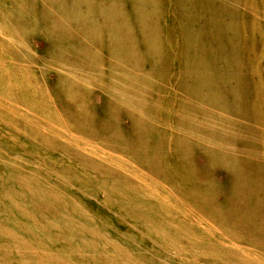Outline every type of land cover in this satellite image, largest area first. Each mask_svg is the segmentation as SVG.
I'll use <instances>...</instances> for the list:
<instances>
[{"label": "rangeland", "instance_id": "374dc122", "mask_svg": "<svg viewBox=\"0 0 264 264\" xmlns=\"http://www.w3.org/2000/svg\"><path fill=\"white\" fill-rule=\"evenodd\" d=\"M218 1L227 4L224 22L230 27L223 36L217 34V41L223 37L227 40L223 50L226 61L230 54L233 72L240 79L248 77L241 86V101L248 113L255 112L260 130L246 131L245 126L250 128L251 123L228 130L217 122V130H222L217 139L200 133V140L234 151L225 161H235L238 169L247 172L241 173L245 177L226 173L218 162L194 173L196 181L184 173L188 167L192 171L198 159L185 156V151L194 154L192 148L183 150L189 138L178 140L181 147H172L165 135L171 126L179 127L168 121L171 113L178 114V108L184 117L195 99L207 104L202 96L217 94L218 105L225 98L218 85L217 90L210 86L219 78V68L215 76L208 75L210 80L200 75L183 82L180 75L187 64L194 63L182 58L181 33L185 39L194 40L195 33L202 30L200 16L193 21L194 30L184 18L180 27L184 29L177 30L171 20L179 14L174 2L169 9L171 2L161 0L166 8L157 14L159 30L147 21L149 13L143 17L149 28V48L139 39L133 44L132 40L119 42L117 51L130 52L126 60L137 65L133 67L136 69L124 66L122 75L120 66H109L112 53L104 46L106 34L104 41L93 42L95 61H86L74 51L67 55L63 52L60 60L57 51L63 21L55 14L62 28H54L41 12L42 5L56 10V0H0V32L5 38L0 39V73L13 74L9 79L19 88L17 98L12 99L10 83L0 80L7 92H0V264H264V234L257 235L259 231L251 227L244 232L251 233L250 240H235V236H229L235 235L233 218L230 216L231 222L220 220L218 214V209L227 208L228 217L235 210L236 200L230 196L238 193L235 177L245 184L257 179L264 183V149L251 144L257 140L264 147V0ZM78 6L83 7L64 5V12L72 13L60 15L73 28L63 40L69 49L72 42L89 41L88 34L97 24L100 31L104 29L100 17L87 16L86 9L82 10L89 29L73 25L78 24L73 19ZM115 7L126 19L120 31L132 32L133 2L119 0ZM31 9L36 19L28 23V18L34 17L28 13ZM18 17L23 19L19 21ZM7 37L16 52L7 48ZM156 44L160 46L159 57ZM5 49L19 56L12 58ZM23 56L30 62L25 63ZM36 59L40 60L37 64ZM209 65L199 62L194 64V71ZM73 69L76 72L70 74L71 78L80 88L76 94L59 90L60 83L65 84L61 80H70L64 75L69 76ZM114 77L123 81L118 89L113 86L117 84ZM29 83L52 88L58 96L33 92ZM222 107L217 106V118L218 111L226 113ZM205 118L208 125H214L211 116ZM138 121L145 127L137 129ZM140 131H144L143 140L134 137ZM80 155L85 158L80 159ZM194 182L197 186H192ZM39 189L44 197L38 195ZM258 193L259 198L264 197L260 191L253 195ZM244 206L254 211L253 200ZM261 219L264 221V217Z\"/></svg>", "mask_w": 264, "mask_h": 264}, {"label": "bare ground", "instance_id": "6f19581e", "mask_svg": "<svg viewBox=\"0 0 264 264\" xmlns=\"http://www.w3.org/2000/svg\"><path fill=\"white\" fill-rule=\"evenodd\" d=\"M130 1L133 2L134 6H135V11H134V13H135L134 14L135 15V26H134L132 32H131V30L127 31L129 33L120 31V30H122V29H120V27L125 23L126 19L120 14V11L118 9H116V7H115L116 4L119 3V0H64V4H61V0H56V7H55L56 10L49 8L48 5H46V6L42 5L43 8H47V9L45 11H43V8H42L41 12L44 14V16H46V17L48 16V19H49V21H51L50 23H52L54 28L55 27L56 28H58V27L62 28L60 25V22H59V18L61 21H63L62 24H63L64 29H63L62 33L60 34V36H63V37H60V42L58 43V46H59L58 49L59 50L57 51V55L60 57V60L63 59V52L67 55L69 52L74 51V52H78V53L82 54L84 56L83 59H85L86 61H91V60L95 61L96 56L93 53V51H91L93 48V42L95 39H98L101 42L104 41V34H106L107 42L104 46L108 49V51H110L112 53V58L110 59V57H108L110 59L109 62H111V65H109V66L112 69H117L118 66H120L121 70H122V75L125 74L124 66L130 67V69H136L137 68L136 64L129 63L126 60L127 57L130 55V52H124V51H120V50L117 51L119 42L126 41V40H130V41L132 40L133 41L132 44H133V43H136V41H138V39H139L144 44H146V46L149 48L150 40H149V38L146 37V35L149 36V33H148L149 28H147L148 23H146V21L144 20L143 17L144 16L146 17V14L149 13V18L147 19V21L151 20L149 22L150 24H152L151 27L157 29L158 28L157 27V14L160 15L162 8H166V7H165V4H163L161 2V0H130ZM169 2H171V4H169V6H170L169 9H171L173 2H174V4H175L174 8L176 9L177 13H179L177 18L171 19L173 21V23L178 27V28L176 27L177 30L178 29H180V30L184 29V28H180L182 25H184L182 23L183 18L185 20L186 25H191L190 30H194L193 21L196 19L195 18L196 16H200L202 19V22H203V24L201 25V29H202L201 32L195 33L197 35L194 36L195 37L194 40L192 38L191 39H189V38L185 39L186 38L185 34L181 33V40H182L181 42L183 44L182 50H181L182 51V58H186V59H184L185 61L189 60V61L194 62L193 66L187 64L188 66L185 68L184 72L180 74L182 81L184 82V80L186 79L185 80V82H186L188 79H192L193 77L196 80L197 78L200 77V75L203 76L205 79L210 80L208 75L211 77L215 76V69L219 68V71L217 70V74H218L219 78H215L214 81H212L210 83V86L215 87V89L217 90V85H218L219 89H220L219 93L220 94L222 93V96H224L225 98H224V100H221L218 105H217V94L211 95V96H206V97L202 96V98L206 99L207 104L196 102L197 99H195L193 101V103L185 110L186 115L184 117L182 114H179L182 110L181 108L177 109L178 114H176V113L170 114V112H168V114H170L168 121L170 123L173 122V124H177L179 127L171 126L172 129L165 136H166L168 142L172 144V147H174L175 145L179 146L178 140H183L184 138H189V144H183V150H186L188 148H192L194 150V154L185 151V156H190V158H191V156H197L198 159L196 160L197 164L195 165V167H193L192 171H190V167H188V168H186V170H184V173L186 175L189 173L194 178V180L197 181V178L194 175V173H197L198 171L206 170L208 165L211 167L217 166L218 162H219V164H221V166H224V171L226 173H229V174L233 173L235 175H238V174L242 175L241 173H246L247 171H244L242 169H238L236 167L237 163L235 161H228V160L225 161V159L227 157L232 155L231 152H234V151L229 150L230 148L229 149L221 148L219 146V144L217 145L216 143L214 144L215 146H213L212 142H210L208 140L202 141V140H200V137H199L200 133H205L209 138L217 139V134H219L222 131V130H217V122L225 125L228 130L237 129V127L243 128V125H245V123H251L250 128H248L247 125L245 126L246 131L251 130L254 132V131L260 130L259 124H258L259 120H256L257 116H256L255 112L248 113V110H245L246 106H244L242 104V101H241L242 100V94L241 93L244 92V90L241 88V86L244 85V80L247 82L248 77L245 76L244 78L240 79L236 75L235 70L233 72V70L231 69V68H233V63L231 61L232 56L230 54L227 55L228 61H226V53H223V50L225 49V44H226L227 40L223 37L222 40H220V42L217 41V34H219L220 36H223L225 34V31H227V28L230 27V24L227 25L224 22L225 19H227V17H226L227 13L225 12V10H227L226 9L227 4L225 2H222V1L217 2V0H169ZM69 3H71L72 5H75V3L78 5H83V7L78 6L76 12H75V10L73 11V13L75 12V16L73 17V19L78 23V24H73V25H75L76 27H81L82 30L89 29L88 28L89 22L87 20H84V18L86 17V14H84L83 10H82V9H86L87 10V16L92 15L91 16L92 18H93V16H99L100 17V21L101 20L103 21L102 27L104 28L102 31H100L101 27L98 24L96 25V28L92 27L93 33L88 34V39H89V35H90L89 41L87 40L84 44H82L80 42H77V43L72 42V44H70V46H72L70 49H69V46L67 45V43L63 40L66 39L65 35H68L67 33L72 31L73 28H70L71 24L67 20L65 21V19H63V18H65L64 16H60V15H71L72 12L66 13L63 10V6L68 5ZM220 5H222V6L219 8ZM111 9H114L113 16H112ZM231 10L233 11V14H234V10H233L232 6H231ZM28 13L34 15V17L32 19L28 18V20H29L28 23H30L31 20L34 21L36 19L35 18L36 12H34L33 9H31V11ZM55 14H57L59 16V18H57L58 21L55 20V17H54ZM136 17L140 21L142 19V21L139 23V21L136 19ZM22 19L23 18L18 17L19 21ZM158 30H159V28H158ZM143 34H144V38H143ZM0 35H1L0 39H2V40L5 39L2 37L1 32H0ZM122 35H125V36H122ZM139 36H142V38H139ZM176 38H177V36H176ZM206 39H209V41H206ZM6 40L10 41V44L7 46V48H11L12 52H16L15 47H13L14 44L11 43L12 39L7 37ZM156 46H157V44H156ZM66 47L68 48V51H63ZM2 48L4 50L3 44H2ZM159 48H160V46L156 47L158 57H159ZM130 51L137 53V51H135V50H130ZM220 51H221V53H220ZM5 53H8L10 55V57H12V58H14L15 56H19L18 54H12L8 50H6ZM23 58H24L25 63L30 62V59H28L27 57L23 56ZM34 58L35 57H32L33 60H34ZM166 58L167 57L165 56V61L167 60ZM32 59H31V61L34 63V61ZM39 61L40 60L36 59L35 64H37ZM16 62H18V61H16ZM197 62L198 63L199 62L210 63V65H209L210 68L200 70L199 72L194 71V64H195V66H197L198 65ZM133 67H136V68H133ZM226 67H230V68H226ZM13 68L16 70L15 72L19 71L18 67H16V68L13 67ZM69 69H70V67L68 68V70ZM68 70H67V72H69ZM75 70L76 69H73V71H70L69 76H68V74L64 75L65 78L68 77L70 80L69 81L61 80L65 84L60 83L59 90L65 89L67 91L68 90L71 91L73 94H76V91H77V89L80 88V86H79V84L75 83L77 80L71 78V75H70L73 72H76ZM227 71L230 72L229 75L226 74ZM1 73H0V80L2 79L3 81H6L7 84L10 83L9 95H12L11 96L12 99H16L17 97L15 95L17 94L19 88L17 86L14 87L12 85L11 79H9V77H13V74L2 75ZM20 73H22L21 70H20ZM59 76H61V72H60ZM27 77L29 78L30 76H27ZM114 78L117 81V78L116 77H114ZM225 78L228 79V81ZM238 81L240 82V89H239V85L237 83ZM231 82H234V83H231ZM80 83H82V82H80ZM118 84H123V81L118 80L117 84H115L113 86L116 89H118L117 88ZM29 85H30V83H29ZM29 89L30 90L32 89L33 92H38L42 96L43 95L45 96L48 93H51L54 96H56V93H57V91L53 90L52 88H48V87L46 88L45 86H35V85L31 86L30 85ZM21 91H22V93H24L23 89ZM0 92L3 94L7 93L3 89L2 84H0ZM111 98L114 101L116 100L115 92H113V95L111 94ZM193 98H195V97H193ZM59 100H60V98H59ZM220 105H222L225 108L226 113H224V112L221 113V111H218V113L220 115L217 118V115H218L217 114V106H220ZM176 116L179 118V120L177 122H176ZM206 116H211V118H212L211 120L213 122L211 124H214V125H208L210 123L206 122V118H205ZM228 118H231V119L234 118V119L231 121H227ZM251 118L255 119L254 123H257V124H254L252 122L254 120H251ZM202 121H205L206 123H204ZM137 123H138V125L136 126L137 129L145 127V125H146L142 121L141 122L138 121ZM226 124H228L229 126ZM210 126H214V128L207 130L208 127H210ZM261 126H263V125L261 124ZM230 127H232V128H230ZM184 128H186L190 131H187ZM143 132L144 131H140L139 133L137 132L134 135V137L137 135L138 140H143V138H144ZM92 137L97 138L98 136H92ZM122 138L125 139L126 136L122 135ZM129 138L130 137H128V139ZM161 139H163V138H161ZM232 141H234V139ZM63 143H65V142L61 141V144H63ZM228 143H230V142H228ZM251 144H252V146L264 149V147L261 146L260 142H257V140L255 142L251 141ZM224 145H226V144H224ZM228 146H229V144H228ZM179 147H181V146H179ZM75 150H76V152H78L77 149H75ZM256 153L258 154V152H256ZM164 155H166V154H164ZM93 156L94 155H91L90 157H93ZM79 157H80V159L85 158L83 155H80ZM173 158H174V156H173ZM185 167H186V164H185ZM187 169H188V171H187ZM262 174H263V172H261V175ZM242 176L245 177L244 175H242ZM255 179H257V178H255ZM235 182H236V188H237L238 193H237V195H236V193L230 194V196L236 200L235 210L230 211L228 213V217H227L226 216V213L228 211L227 208L226 209H218V214H220V220L231 222V220H230V216H231L233 218L234 223L237 225L235 229H232V231H235V235H232V234L229 235V233H228L227 236L229 235L232 238L235 236L234 237L235 240H240L239 237L241 239L243 237L242 240H244V239L250 240L249 234H251V233H249V232L244 233V232L246 229L249 230L251 227H255L256 230L259 231V233L257 235L263 236V234H264V221L261 218L264 217V197L259 198L261 193H258L256 195H253V194L255 192H259V191L264 192V183H262L260 181V179L259 180L257 179V181L253 180L252 184H249L247 182L245 184L242 182V179L240 177L238 179H236V177H235ZM191 184H192V186L194 184H196V186H197L198 183L194 182ZM254 187H256V188H254ZM259 187H260L259 190H257V191L253 190V189H257ZM198 188H200V187H198ZM34 190H36V189H34ZM37 193L41 197H44V195H45V193L42 189L37 190ZM195 193L197 195V191ZM245 197H246V199L244 201V199H242V198H245ZM249 200H253L254 211H252L251 206H249L248 208H246L244 206L245 204H248ZM204 203L206 206H208L207 202H204ZM217 220H218V217H217ZM214 222H216V221L214 220ZM241 231H243V232H241ZM110 262L112 263L111 260H110Z\"/></svg>", "mask_w": 264, "mask_h": 264}]
</instances>
